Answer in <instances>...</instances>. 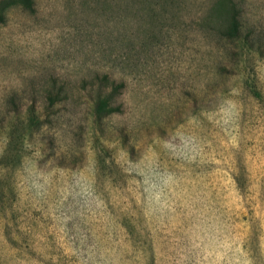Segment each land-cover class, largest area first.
Returning <instances> with one entry per match:
<instances>
[{
  "label": "rangeland",
  "instance_id": "374dc122",
  "mask_svg": "<svg viewBox=\"0 0 264 264\" xmlns=\"http://www.w3.org/2000/svg\"><path fill=\"white\" fill-rule=\"evenodd\" d=\"M31 1L0 0V264H264V0L260 51L211 0Z\"/></svg>",
  "mask_w": 264,
  "mask_h": 264
},
{
  "label": "trees",
  "instance_id": "16d2710c",
  "mask_svg": "<svg viewBox=\"0 0 264 264\" xmlns=\"http://www.w3.org/2000/svg\"><path fill=\"white\" fill-rule=\"evenodd\" d=\"M26 6H31V0H22ZM217 0H211L206 6L205 21H212L210 25V34L214 38H218L220 41H226L228 43L245 42L249 46L261 50L256 44H258L253 38L254 26L251 25L250 20L247 17L246 3L243 0H225L226 3V19L215 20L212 15L208 14L212 9L216 7ZM219 18V17H218ZM222 21V22H221ZM124 87V82L114 84V91L120 90ZM47 99L51 106L55 105L60 97L55 94H48ZM121 110L120 105H116L110 101L108 97H100L96 103V112L99 115H110L114 112Z\"/></svg>",
  "mask_w": 264,
  "mask_h": 264
}]
</instances>
